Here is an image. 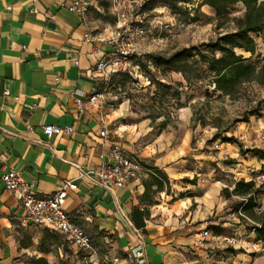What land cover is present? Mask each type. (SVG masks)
I'll use <instances>...</instances> for the list:
<instances>
[{
    "label": "crops",
    "instance_id": "crops-1",
    "mask_svg": "<svg viewBox=\"0 0 264 264\" xmlns=\"http://www.w3.org/2000/svg\"><path fill=\"white\" fill-rule=\"evenodd\" d=\"M73 1L0 0V264H92L59 232L27 220L1 180L10 171L19 173L38 197L76 183L64 209L90 236L94 264L115 259L134 264L126 253L138 246L146 264H264V242L238 216L243 198L233 194L240 181L253 182L260 191L255 204L264 207V160L256 156L264 149L252 141L254 133L264 135L263 111L250 116L228 142L191 130L186 109L174 127L163 117L152 120L134 111L129 100L111 93L107 81L91 75L111 51L98 36L108 40L116 31L114 0H88L91 8L84 18L60 7ZM119 1L122 8L134 6ZM238 7L241 16L244 7ZM254 36V55L236 52L255 66L262 62L260 68L264 30ZM104 89V101L78 112L76 99L86 101ZM104 123L106 142L100 136ZM45 126L73 127L74 132L48 139ZM114 144L137 156L144 169L126 187L107 190L97 172L111 163ZM135 211L141 213L135 218L139 226ZM204 228L210 236L205 248L198 249L195 243ZM233 237L259 241L260 250H236L225 242Z\"/></svg>",
    "mask_w": 264,
    "mask_h": 264
},
{
    "label": "rangeland",
    "instance_id": "rangeland-1",
    "mask_svg": "<svg viewBox=\"0 0 264 264\" xmlns=\"http://www.w3.org/2000/svg\"><path fill=\"white\" fill-rule=\"evenodd\" d=\"M146 12L148 22H167L171 30L157 28L139 46V57L125 69L112 74L108 89L129 100L134 111L144 113L152 120L166 119L171 126L178 122L182 109L192 117L190 129L199 128L214 140L232 138L250 116H259L264 93L253 83L244 84L234 98L216 92L212 85L214 74L209 71L210 52L202 47L217 39L219 34L232 31L231 21L225 23L212 16L214 9L201 6V0H127ZM229 17H239L240 7H229ZM200 47L201 55L188 61L190 81L169 67L156 64L152 55H172L176 51ZM216 57L219 54L216 53ZM260 61H256L257 66ZM182 76V78H181ZM202 132V131H201Z\"/></svg>",
    "mask_w": 264,
    "mask_h": 264
},
{
    "label": "built area",
    "instance_id": "built-area-1",
    "mask_svg": "<svg viewBox=\"0 0 264 264\" xmlns=\"http://www.w3.org/2000/svg\"><path fill=\"white\" fill-rule=\"evenodd\" d=\"M114 3L116 9V31L108 40H105L101 35L98 36L99 40L108 43L111 51L99 59L91 72L93 77H101L108 83L112 74L117 70L127 68L134 59L139 57V46L149 37L153 28L158 27L166 31L171 30V25L167 22L154 20L149 23L146 15L141 14L140 9L136 6L127 5L125 9V7L122 8L123 4L119 0H114ZM60 7L65 8L68 12L80 18H84L91 8V3L88 0H76L69 4L62 3ZM32 13L37 14L38 10L33 9ZM85 37L89 38V35ZM106 93V89L98 90L91 94L86 101L81 98L76 99L78 112L84 114L86 105L89 107L97 106L100 101L105 100ZM4 95H8V93L5 92ZM261 110L264 113V104H262ZM43 131L48 139H52L54 136L60 134L71 135L74 129L73 127H65L62 129L57 126H45ZM107 132V126L104 123L103 130L100 133L104 142L107 140ZM252 141L255 144H260L264 149V135L262 132L254 133ZM213 148L215 151H219L221 147L220 145H214ZM110 157L111 163L103 164L97 172L100 185L107 190L126 187L144 169L140 159L135 155L128 154L120 145H111ZM81 176L84 177L85 174ZM1 180L6 190L14 193L19 200L26 213L27 220L37 227L50 228L59 232L70 247H74L84 254V260L86 262L95 263L97 260L95 258L96 251L93 248L90 236L68 216L64 209L69 191H75L77 189L75 182L70 181L65 183L51 196L38 197L30 191L29 185L15 171L4 173ZM262 181L264 183V174L262 175ZM242 202L246 204L247 200L242 199ZM254 211L256 214L263 213V205L256 204ZM238 216L247 224L253 226L254 230L260 228L259 224L242 212V207L238 211ZM209 236L210 231L204 228L200 233L199 240L195 243V247L204 249ZM225 242L230 247L247 254L260 250L259 241L252 242L246 237L226 238ZM126 260L134 264H146L147 260L143 247L138 246L127 252ZM118 262L119 260L115 259L112 264H118Z\"/></svg>",
    "mask_w": 264,
    "mask_h": 264
},
{
    "label": "trees",
    "instance_id": "trees-1",
    "mask_svg": "<svg viewBox=\"0 0 264 264\" xmlns=\"http://www.w3.org/2000/svg\"><path fill=\"white\" fill-rule=\"evenodd\" d=\"M242 5L244 7L243 15L239 17H229L228 8ZM201 6H208L215 11L217 20L222 21L218 28L222 29L225 23L231 21L234 25L232 31L225 34H219L216 40L202 45L210 54L209 71L214 74L212 85L216 92H221L223 96L234 98L239 88L244 84L255 83L264 87V66L260 68L247 62L243 56L237 54V50H244L252 55L257 49V40L254 35L264 30V0H201ZM141 14H145V9H140ZM216 53L219 57H216ZM200 47H189L176 51L166 57L164 55H152L151 59L156 64L165 65L171 68V71L182 74L186 81H190L188 61L201 55ZM160 118V117H159ZM233 139H224V142ZM260 159L264 160V153H256ZM260 191L255 190L253 182L237 183L233 194L247 200L242 203V212L260 225L255 229L259 241L264 242V212L256 214L254 208L255 195ZM141 215L139 211L134 212V222L139 226L136 217Z\"/></svg>",
    "mask_w": 264,
    "mask_h": 264
}]
</instances>
